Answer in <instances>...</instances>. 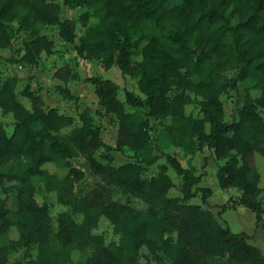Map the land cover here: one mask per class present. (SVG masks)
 <instances>
[{
  "label": "trees",
  "instance_id": "1",
  "mask_svg": "<svg viewBox=\"0 0 264 264\" xmlns=\"http://www.w3.org/2000/svg\"><path fill=\"white\" fill-rule=\"evenodd\" d=\"M170 2L63 0L70 8L88 7L80 15L86 30L78 36L75 21L62 17L59 0H0V48L12 44L11 25L28 32L21 62L37 65L43 53L52 55L55 42L42 30L58 26L61 38L74 44L78 55L97 59L106 68L118 66L137 79L145 95L126 90L123 101L113 80L88 78L105 113L118 122L113 147L103 139L92 109L80 113L76 125L71 115L46 107L30 84L18 92L19 79L0 71V108L15 118L11 135L0 121V264H8L21 250L23 257L12 264H142L143 247L157 264H264L263 252L247 232H233L210 209L190 202L200 192L206 204L213 193L198 186L202 175L191 165L193 156L208 147L224 161L217 172L220 187L237 188V203L263 221L264 186L249 157H264V0H179L168 7ZM230 10L237 15L236 23L228 16ZM147 22L159 33L147 34ZM228 70L237 71L236 77H228ZM56 76L63 78L61 69ZM247 79L255 81L251 88L260 94L247 90L237 121L227 122L222 96ZM58 90L64 98L78 100L69 88ZM19 94L32 100L31 109ZM193 104L199 107L197 116L187 112ZM127 106L137 110L128 111ZM151 118L164 126L160 147L167 162L149 176V168L160 159ZM171 145L191 156L189 166L167 152ZM125 148L132 151L133 161L115 165L112 152L124 153ZM77 157L102 180L84 195L76 190L86 176L72 164ZM46 163L64 164L69 171L62 177L44 168ZM170 168L181 178L178 196L170 195ZM40 189L42 204L36 198ZM114 190L145 206L115 200ZM53 193L69 208L57 221L50 213ZM101 217L114 225L118 241L107 244L93 232ZM13 227L19 237L7 241ZM89 249L93 253L83 260Z\"/></svg>",
  "mask_w": 264,
  "mask_h": 264
},
{
  "label": "rangeland",
  "instance_id": "2",
  "mask_svg": "<svg viewBox=\"0 0 264 264\" xmlns=\"http://www.w3.org/2000/svg\"><path fill=\"white\" fill-rule=\"evenodd\" d=\"M179 0H171L168 7L177 4ZM62 5V17L69 18L75 21L77 25L76 33L78 36L83 35L85 27L80 22V15L88 10L87 6H80L76 8H70L64 5L63 0H59ZM228 16L233 23L237 22V15L231 10L228 12ZM96 19H91L90 22H94ZM143 29L147 34H158L159 30L156 28L153 22H147L143 24ZM10 31L13 35L12 44L8 48H0V71L4 77L15 76L19 79L18 92L27 85L30 84L36 93L41 94L46 102V107H55L60 113L71 115L74 118L75 124H80L79 116L85 109H92L93 117L95 122L102 129L103 139L113 147H117L119 125L117 121H114L111 115H107L100 104V99L96 94L95 87L88 81V78L92 76H100L103 78L111 79L119 85V98L125 101V91L130 90L135 95L145 97L140 91L137 79L124 75L120 68L116 65L106 68L104 64L97 59H85L78 55L75 45L65 42L59 32L58 26H46L42 33L49 36L55 42V52L52 55L43 53L40 62L37 65H29L21 62V56L24 54V41L27 39L28 32L18 28L17 24L10 26ZM62 70L63 78L56 76L58 70ZM228 77H236L237 71L228 70L225 72ZM255 83L253 79H247L239 83L237 89H229L223 96L222 100L224 103L225 116L224 119L227 122H235L238 119V114L245 102V96L247 90L254 96H258L260 91L251 88ZM58 86L67 87L71 93L78 97V100H72L64 98ZM20 101L29 109L32 108V100L26 96L19 94ZM128 111H136L137 109L127 106ZM143 111V110H142ZM187 112L199 115V107L196 104L188 105ZM262 116L264 117V110H262ZM0 121L5 125V128L9 135H11L15 128V118L13 113L5 114L0 108ZM164 126L160 120L151 118V129L150 133L153 139V145L155 152L160 156L159 161L152 167L149 168L147 175L151 176L158 172L159 166L167 162L163 156L165 153L161 150V142L163 140ZM175 148H169L167 151L174 153ZM211 150V149H210ZM210 150L204 151L202 149L201 155L198 153L191 159V163L197 167V173L201 171L200 165L207 162ZM176 153H179L177 150ZM205 154V155H204ZM113 162L115 165H119L125 162L133 161V153L129 148L124 149V153L116 150L112 152ZM181 159L182 164L187 167L190 163L188 158L178 154L177 156ZM205 158V159H204ZM249 163L255 166L261 174L260 183L264 186V157L258 153L249 157ZM72 164L85 172V179L77 184V192L84 195L90 190L94 189L102 182L100 177H95L91 173L88 162L82 158L77 157L72 160ZM211 173L207 177L202 186L210 187L215 190V195L212 202H218L221 205L226 204L227 207L223 208L221 213V220H227V225L233 232L251 231L256 226L255 214L248 208H242V211H236L235 208L230 205L235 202V198L240 194L239 190L225 191L222 192V188L218 184L217 175L214 171L215 165H212ZM11 166H5V170H9ZM44 168L48 169L53 173H58L60 176H65L69 169L64 164L58 166L54 163H47ZM168 173L173 177L174 187L170 190V195H180V184L181 178L177 175L174 169L170 168ZM200 174V173H199ZM212 174V175H211ZM40 185V183L38 182ZM113 198L115 200L125 202H131L137 207H143L145 204L140 199L129 198L125 196L121 191L113 192ZM42 189L38 190L36 194L37 200L42 204L44 202ZM3 197H7L6 194H2ZM15 193L9 195V206L14 207ZM50 213L51 216L57 221V218L61 212L68 211L69 208L66 205L59 204L57 202L56 195L53 193L51 196ZM232 200V202H231ZM191 203L201 204L202 195H196L191 199ZM82 215H76L78 221L82 220ZM264 219V214H263ZM96 234L103 235L106 243L109 244L112 241H118L120 235L115 231L114 225L106 217H101L98 224L93 229ZM19 237L18 230L13 227L8 233L6 238L7 241L11 239H17ZM93 250H87L83 255V260L87 259ZM24 251H18L13 253L10 259V264L16 259L23 257ZM35 254V252H34ZM141 263L142 264H157L149 257L148 250L143 247L141 250ZM167 262L170 261L167 259Z\"/></svg>",
  "mask_w": 264,
  "mask_h": 264
},
{
  "label": "crops",
  "instance_id": "3",
  "mask_svg": "<svg viewBox=\"0 0 264 264\" xmlns=\"http://www.w3.org/2000/svg\"><path fill=\"white\" fill-rule=\"evenodd\" d=\"M32 90H34L33 88H32ZM171 148H175V150H174V153H171V154H173V155H175V156H178V154H180V155H183V156H185V154H184V152L182 151V149L181 148H178V147H175L174 145H171L170 146ZM170 147H168L167 148V150L170 148ZM204 149V151L205 150H207V149H209L208 147H204L203 148ZM178 151L179 153H176L175 151ZM210 150V149H209ZM201 151L202 150H200V151H198L197 153H196V155L199 153L200 155L202 154L201 153ZM168 152V151H167ZM196 155H194L193 157H195ZM205 155V154H204ZM206 157H208V159H207V162H204V164L203 165H200V167H201V171H199V173H197L198 175H202V179H201V182L198 184V186L199 187H205V186H202V183L204 182V180L207 178V177H209V175H210V169H211V167H213L212 165H215L214 166V168H215V172H216V175H217V172H218V169H219V166L221 165V164H223V162L224 161H222V160H218L217 158H216V156H215V154H214V151L211 149L210 150V153H209V155H205ZM185 157H187L188 158V162H189V159H190V157L191 156H185ZM205 159V158H204ZM181 160V159H180ZM47 164V163H46ZM191 165L192 166H194V168L196 169V172H197V167L194 165V164H192L191 163ZM189 166V165H188ZM212 175V174H211ZM217 180H218V177H217ZM218 184H219V181H218ZM220 186V185H219ZM210 188V187H209ZM212 190H213V193H212V195L208 198V200H207V203L206 204H204L203 202L201 203V205H203V207H205V208H208V209H210L215 215H216V217L218 218V220L225 226V227H229L228 225H227V220H224V221H222L220 218H221V213L223 212V209H222V206L223 205H221V204H219L218 202H212V199H213V197H214V195H215V190L213 189V188H211ZM237 188H227V189H223L222 188V192L223 193H225V191H231V192H233V190H236ZM238 190V189H237ZM240 192V191H239ZM199 194H201L200 192H198V194L197 195H199ZM240 194H241V192H240ZM240 194L237 196V198H235L234 200H235V202L234 203H231L230 205H232V207L233 208H235L236 209V211H242V212H244L243 211V209L242 208H244L245 206H243V205H240V204H238L237 203V200H238V198H239V196H240ZM231 202H232V200H231ZM224 205H226V204H224ZM245 208H247V207H245ZM250 210V209H249ZM254 213V212H253ZM255 214V213H254ZM255 218H256V215H255ZM256 226H255V228L254 229H252L251 231H245V232H247L249 235H250V242L252 243V244H254V245H256L257 247H259L260 249H261V251L263 252V254H264V219H263V221L262 222H258L257 221V219H256ZM230 228V227H229ZM244 231V230H243ZM13 255V254H12ZM11 255V256H12ZM10 259H11V257H10ZM17 260V259H16ZM14 262V261H13ZM8 264H10V261L8 262ZM12 264V263H11Z\"/></svg>",
  "mask_w": 264,
  "mask_h": 264
}]
</instances>
